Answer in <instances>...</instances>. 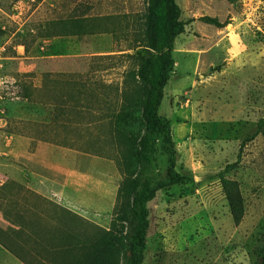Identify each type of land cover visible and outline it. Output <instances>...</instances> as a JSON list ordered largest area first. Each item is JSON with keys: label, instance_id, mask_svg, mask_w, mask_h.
<instances>
[{"label": "rangeland", "instance_id": "374dc122", "mask_svg": "<svg viewBox=\"0 0 264 264\" xmlns=\"http://www.w3.org/2000/svg\"><path fill=\"white\" fill-rule=\"evenodd\" d=\"M146 1L0 0V244L26 264H69L91 223L110 224L125 136L140 131ZM175 3L183 30L157 112L189 178L146 203L143 264H253L264 240V0ZM159 144L145 171L154 180L167 165ZM221 174L236 182L231 201Z\"/></svg>", "mask_w": 264, "mask_h": 264}, {"label": "trees", "instance_id": "16d2710c", "mask_svg": "<svg viewBox=\"0 0 264 264\" xmlns=\"http://www.w3.org/2000/svg\"><path fill=\"white\" fill-rule=\"evenodd\" d=\"M179 8L175 0H147L145 7L144 49L145 55L137 56L138 65L134 72L141 87L138 112L140 123L138 134L125 136V153L121 160L123 178L119 184L114 212L107 228L91 223V232L72 243L69 264H143L145 235L148 226L146 203L156 190L183 180L188 175L175 170L176 153L168 119L158 114L162 89L173 67L172 49L174 37L182 32L178 20ZM134 107L126 105L115 117L120 126L127 124ZM166 156L165 175L154 180L146 169L155 143ZM242 145L239 147L238 158ZM238 161L229 163L225 170ZM222 188L231 201L237 193L236 182L220 175ZM253 264H264V240L260 248V259Z\"/></svg>", "mask_w": 264, "mask_h": 264}, {"label": "crops", "instance_id": "0c3cea01", "mask_svg": "<svg viewBox=\"0 0 264 264\" xmlns=\"http://www.w3.org/2000/svg\"><path fill=\"white\" fill-rule=\"evenodd\" d=\"M0 264H26L15 254L0 244Z\"/></svg>", "mask_w": 264, "mask_h": 264}]
</instances>
